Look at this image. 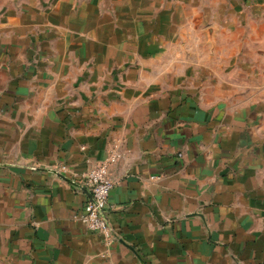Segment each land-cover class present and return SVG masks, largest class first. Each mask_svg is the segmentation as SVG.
<instances>
[{
  "label": "crops",
  "instance_id": "crops-1",
  "mask_svg": "<svg viewBox=\"0 0 264 264\" xmlns=\"http://www.w3.org/2000/svg\"><path fill=\"white\" fill-rule=\"evenodd\" d=\"M202 3L0 0V264H264V83ZM114 149L108 244L55 167Z\"/></svg>",
  "mask_w": 264,
  "mask_h": 264
},
{
  "label": "rangeland",
  "instance_id": "rangeland-1",
  "mask_svg": "<svg viewBox=\"0 0 264 264\" xmlns=\"http://www.w3.org/2000/svg\"><path fill=\"white\" fill-rule=\"evenodd\" d=\"M201 1L202 13L214 18L202 24L206 27L203 31H216L219 50L228 48L236 57L235 63L244 67L223 72V78L242 91L253 89L257 80L264 83V0Z\"/></svg>",
  "mask_w": 264,
  "mask_h": 264
},
{
  "label": "built area",
  "instance_id": "built-area-1",
  "mask_svg": "<svg viewBox=\"0 0 264 264\" xmlns=\"http://www.w3.org/2000/svg\"><path fill=\"white\" fill-rule=\"evenodd\" d=\"M120 157L119 149H114L104 160L92 164L81 173H72L69 176H67L70 171L68 165L58 164L55 167L60 176L88 191L90 197L85 202L83 210L75 218L89 230L101 234L108 244L116 239L107 217L111 193L116 184L109 168L111 163Z\"/></svg>",
  "mask_w": 264,
  "mask_h": 264
}]
</instances>
